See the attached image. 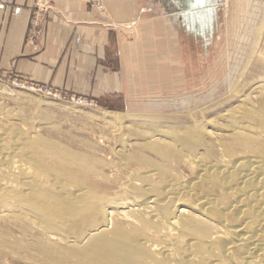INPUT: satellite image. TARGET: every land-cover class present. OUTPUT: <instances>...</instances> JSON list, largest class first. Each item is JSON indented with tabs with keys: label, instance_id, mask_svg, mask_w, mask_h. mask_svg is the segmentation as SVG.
<instances>
[{
	"label": "rangeland",
	"instance_id": "1",
	"mask_svg": "<svg viewBox=\"0 0 264 264\" xmlns=\"http://www.w3.org/2000/svg\"><path fill=\"white\" fill-rule=\"evenodd\" d=\"M199 12H189L180 19L182 51L173 52V73L168 76L170 81L161 85L163 89L154 86L128 100H93L51 97L18 82H2L0 156L6 155L8 163H32L34 167L35 163L26 155L31 152L39 164L43 160L42 163L52 166L58 151L67 150L88 170L83 179L78 171L70 175L66 169L70 164L50 168L51 175L64 181L61 191L66 193L70 188L67 180L82 187L91 180L100 184V195L113 202L126 197L120 184L127 173L136 175L138 169H152V164L164 170V180H188L192 176L184 161L188 152L177 145L185 133L194 128L199 132L209 130L218 140L228 142V125L239 116V104H262L264 112V0H218L216 6ZM176 63L180 66L174 67ZM263 128L258 129L262 142ZM158 130L164 135H156L154 140L162 148L157 144L158 149L152 151L142 139ZM163 147L169 148L166 151ZM38 148L42 150L41 157L36 153ZM208 148L209 145L206 150L198 147L197 153L207 156ZM158 150L169 154L168 157L161 158ZM123 159L125 167L121 164ZM0 182L20 187L12 175L1 176ZM18 191L9 198H0V264H90L63 250L55 239L35 228L30 212L19 201ZM72 227L71 230L64 226L63 230L73 235L79 228ZM35 239L40 247L33 243ZM31 243L34 247H30ZM68 244L75 243L71 239Z\"/></svg>",
	"mask_w": 264,
	"mask_h": 264
},
{
	"label": "bare ground",
	"instance_id": "2",
	"mask_svg": "<svg viewBox=\"0 0 264 264\" xmlns=\"http://www.w3.org/2000/svg\"><path fill=\"white\" fill-rule=\"evenodd\" d=\"M240 105L239 116L228 125V142L200 128L178 136L177 145L188 152L181 159L192 170L188 180H164V170L152 164V169L126 174L120 184L126 195L122 201L104 199L100 184L91 180L86 187L67 180L70 188L65 193L61 191L64 181L51 175L50 168L67 163L70 175L78 171L83 179L88 169L71 152L57 149L52 166L43 160L39 164L31 152L26 155L34 167L8 163L6 155L0 156V177L12 175L20 186L0 182V198H9L18 189L19 201L30 212L35 228L90 264H264V142L258 138L264 112L262 104ZM156 135L164 134L153 131L142 139L152 151L161 147ZM207 144V156L197 153ZM38 149V156H43ZM163 152L159 154L165 159L169 154ZM121 164L125 167L126 160ZM75 225L79 230L73 235L63 230ZM71 239L74 245L68 244ZM33 243L41 246L36 239Z\"/></svg>",
	"mask_w": 264,
	"mask_h": 264
},
{
	"label": "crops",
	"instance_id": "3",
	"mask_svg": "<svg viewBox=\"0 0 264 264\" xmlns=\"http://www.w3.org/2000/svg\"><path fill=\"white\" fill-rule=\"evenodd\" d=\"M7 3L0 10L2 82L46 85L70 97L128 100L168 83L173 52L182 51L179 22L187 12L178 0Z\"/></svg>",
	"mask_w": 264,
	"mask_h": 264
},
{
	"label": "built area",
	"instance_id": "4",
	"mask_svg": "<svg viewBox=\"0 0 264 264\" xmlns=\"http://www.w3.org/2000/svg\"><path fill=\"white\" fill-rule=\"evenodd\" d=\"M7 0H0V10H3L6 8L7 6ZM20 8L19 7H13L11 8V12L13 14H18ZM18 84H23L26 85L29 88L35 89L47 96H51V97H56V96H66L65 94H63L62 92L55 90L49 86L46 85H38V84H24L21 82H18ZM3 85H2V81L0 80V91L2 89ZM79 99V98H78Z\"/></svg>",
	"mask_w": 264,
	"mask_h": 264
},
{
	"label": "flooded vegetation",
	"instance_id": "5",
	"mask_svg": "<svg viewBox=\"0 0 264 264\" xmlns=\"http://www.w3.org/2000/svg\"><path fill=\"white\" fill-rule=\"evenodd\" d=\"M181 9L189 12L204 11L218 4V0H178ZM200 13V12H199Z\"/></svg>",
	"mask_w": 264,
	"mask_h": 264
}]
</instances>
